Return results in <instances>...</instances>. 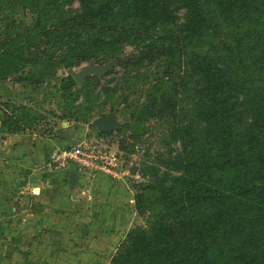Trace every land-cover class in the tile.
Masks as SVG:
<instances>
[{"label": "trees", "instance_id": "16d2710c", "mask_svg": "<svg viewBox=\"0 0 264 264\" xmlns=\"http://www.w3.org/2000/svg\"><path fill=\"white\" fill-rule=\"evenodd\" d=\"M19 9L33 20L12 31ZM86 59L109 63L103 82L68 76L59 96L89 116L116 91L132 117L161 126L171 147L159 160L176 171L138 185L136 210L157 208L110 262L264 264V0H0V79L38 66V84ZM11 106L21 112L0 118L6 130L36 120Z\"/></svg>", "mask_w": 264, "mask_h": 264}, {"label": "rangeland", "instance_id": "374dc122", "mask_svg": "<svg viewBox=\"0 0 264 264\" xmlns=\"http://www.w3.org/2000/svg\"><path fill=\"white\" fill-rule=\"evenodd\" d=\"M13 14L12 31L33 20V14L25 9ZM124 49L130 47L126 44ZM108 66L107 62L86 59L57 67L38 84L29 78L37 74L38 66H30V71L22 74L23 78L18 79L12 74L0 79V118L11 109L14 113L21 112V108H13L11 104H23L31 108L24 110L36 115L34 122H26L14 130H6V126L12 128L13 124L0 122V264H43L40 247H43L44 233L57 229L54 224L50 229L44 225L43 206L47 202L70 199L73 189L80 198L90 200L93 199V185L98 182L104 181L113 187L123 197V202L132 208L131 223L124 235L134 225H146L153 209L157 208L156 201L152 200L151 208L139 212L135 208V194L145 192L147 189L140 186L153 183L163 172L176 173L159 160V156H165L171 147L158 138L161 126L153 123V118L145 121L141 117H132L129 114L131 108L115 97L116 91L109 99H104L103 94L98 96L88 109L89 116L79 114L83 111L82 106L76 105L79 98L69 102L66 97L64 101L59 96L62 78L93 67L88 75H96L102 83L107 76H103V72ZM85 76L80 81L72 78L80 84ZM137 94L138 91L134 93ZM143 97L140 94L138 101H143ZM71 105L75 106L74 112L68 111ZM107 116L111 117L113 127L101 132L93 120ZM58 132L67 133L74 140L61 137ZM17 144L20 155L10 157L6 149ZM61 151L72 155L60 156ZM133 159H136L137 170L129 174L127 167ZM68 170L76 174V182L71 187L65 183ZM144 197L142 195V199ZM58 212L56 208L51 209L49 217Z\"/></svg>", "mask_w": 264, "mask_h": 264}, {"label": "crops", "instance_id": "0c3cea01", "mask_svg": "<svg viewBox=\"0 0 264 264\" xmlns=\"http://www.w3.org/2000/svg\"><path fill=\"white\" fill-rule=\"evenodd\" d=\"M17 149L18 144L6 152L15 157L20 155ZM73 193L68 200L43 206L44 225L57 227L44 233L43 264H111L109 256L131 223L130 204L104 181L93 185V199L80 198L75 189ZM53 208L59 212L49 217Z\"/></svg>", "mask_w": 264, "mask_h": 264}, {"label": "water", "instance_id": "95a60500", "mask_svg": "<svg viewBox=\"0 0 264 264\" xmlns=\"http://www.w3.org/2000/svg\"><path fill=\"white\" fill-rule=\"evenodd\" d=\"M93 67H86L83 69H80L74 73H72V77L76 81H80L82 76L88 75L93 71ZM94 126L101 132L109 131L113 127V121L110 116L107 117H99L97 119L93 120ZM59 136L64 137L66 139L74 140L71 139L70 136L67 133L63 132H58L57 133ZM137 170V164H136V159L131 160L130 164L127 167V171L129 174H134ZM76 182V174L73 170H68L67 175H66V183L69 187L73 186Z\"/></svg>", "mask_w": 264, "mask_h": 264}, {"label": "built area", "instance_id": "2783aa9c", "mask_svg": "<svg viewBox=\"0 0 264 264\" xmlns=\"http://www.w3.org/2000/svg\"><path fill=\"white\" fill-rule=\"evenodd\" d=\"M68 154H69V155H72V154L69 153L68 151H61V152L59 153L60 156H63V155L66 156V155H68ZM100 157H103V156L101 155ZM81 162H84V161H81ZM61 163H62V162L60 161L59 164H61Z\"/></svg>", "mask_w": 264, "mask_h": 264}]
</instances>
